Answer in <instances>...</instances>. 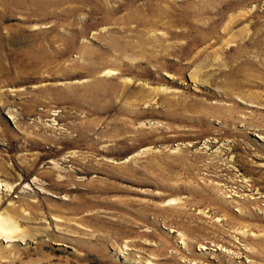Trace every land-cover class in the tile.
<instances>
[{"label": "rangeland", "instance_id": "obj_1", "mask_svg": "<svg viewBox=\"0 0 264 264\" xmlns=\"http://www.w3.org/2000/svg\"><path fill=\"white\" fill-rule=\"evenodd\" d=\"M0 53V264H264V0H0Z\"/></svg>", "mask_w": 264, "mask_h": 264}, {"label": "bare ground", "instance_id": "obj_2", "mask_svg": "<svg viewBox=\"0 0 264 264\" xmlns=\"http://www.w3.org/2000/svg\"><path fill=\"white\" fill-rule=\"evenodd\" d=\"M261 37V36H260ZM259 37V38H260ZM220 40L221 39H219V40H215L216 41V43H211L209 46H208V48H212L213 46H215V45H217L219 42H220ZM257 40V39H256ZM197 41V40H196ZM208 41V40H207ZM261 41V40H260ZM192 43V42H191ZM209 43V42H208ZM253 43H254V41H253ZM251 44V43H250ZM255 44V43H254ZM256 45L257 46H261V43L259 42V44L258 43H256ZM235 46V45H234ZM255 46V45H254ZM49 47H50V52L48 51V53L46 52V54H44V56H43V58H44V60L43 61H45V62H47V61H49L50 59H52L53 57H54V52H55V49L54 48H56V47H54V44H52V43H50V45H49ZM48 47V48H49ZM244 47V44L242 43L241 45H238V49H242ZM257 48V47H256ZM207 49V48H206ZM67 51V50H66ZM65 51V52H66ZM176 51V50H175ZM213 52V51H212ZM215 52V51H214ZM203 53H205L204 51H203ZM202 53V54H203ZM216 53V52H215ZM263 53V52H262ZM201 54V53H200ZM211 55V54H210ZM201 56V55H200ZM262 56V55H261ZM5 58H8V56H7V54H5V55H3V53L1 54L0 53V63H2L1 65H0V83L1 82H3V81H8L9 79H10V77L12 76V74H13V72H12V70L11 69H9L8 67L9 66H7L6 64H5V62H4V59ZM209 58V57H208ZM31 59V58H30ZM38 59V58H37ZM59 59V58H58ZM207 59V58H206ZM40 61H42V60H40ZM40 61H39V59L37 60V61H32L31 60V62L30 63H27V64H29V65H31L32 67H35V66H40ZM10 62H12V60H10ZM9 62V64H11ZM22 64L21 63H13L12 64V67H17V68H19L20 66H21ZM23 66V65H22ZM25 68H27V65H26V67ZM30 68V67H29ZM9 70H11V74H10V71ZM234 71V70H233ZM233 71H231V72H233ZM237 71V70H236ZM211 72V71H210ZM24 73V72H23ZM215 73V74H214ZM229 73V72H228ZM80 74V73H79ZM234 73H230V74H228V77H231L232 79H233V77L235 76V75H233ZM13 75H15V74H13ZM200 75V76H199ZM199 78L201 77H204L205 75H209L207 72H203L202 70H200L199 71ZM25 76V75H24ZM26 76H28V75H26ZM79 76H81V75H79ZM227 77V76H226ZM211 78H212V81H215L216 80V72H212L211 73ZM210 78V79H211ZM29 79V78H28ZM209 79V78H208ZM230 79V78H229ZM231 79V80H232ZM19 80V79H18ZM33 80V79H32ZM244 80V79H243ZM16 81V80H15ZM15 81H13V82H15ZM22 82H24V78L21 80ZM200 81V80H199ZM219 81V80H218ZM247 81V80H246ZM22 82H18V83H22ZM10 83V82H9ZM205 83V82H204ZM211 83V82H210ZM5 84V83H4ZM11 84V83H10ZM211 84H213V83H211ZM231 84L234 86V87H237L236 89H238V91L240 90V89H242L243 88V85H244V83L242 82V81H237L236 79H233L232 81H231ZM246 84V83H245ZM3 85V84H2ZM217 85V84H216ZM249 85V84H248ZM212 86H215V85H212ZM227 86H229V84L227 85ZM232 86V87H233ZM93 87H95V86H93ZM208 86H206V88H207ZM247 87V86H246ZM237 91V92H238ZM236 91L234 90V89H231V88H224L223 90H222V92H219L220 93V95L221 96H223V97H228L229 98V100H232L233 99V95H234V93H235ZM244 94V93H243ZM92 95V94H91ZM90 95V96H91ZM92 100V99H91ZM233 106V105H232ZM234 107V106H233ZM210 109H211V107H210ZM81 110V109H80ZM232 110H234V109H232ZM206 113H209L208 111L206 112ZM88 114L89 113H86V116H88ZM2 133V134H1ZM0 134L4 137V135H3V132H1ZM36 147V146H35ZM32 148H33V146H32ZM203 149H208V148H203ZM222 149L220 150V149H217L215 152L219 155V154H221L222 153ZM93 155V154H92ZM221 156V155H220ZM91 158V157H90ZM93 158V157H92ZM90 160H93V159H90ZM76 162V161H75ZM114 163V162H113ZM84 164V163H83ZM36 165V164H35ZM35 165H32V167L33 166H35ZM85 165H87L86 163H85ZM264 165V164H263ZM232 167V166H231ZM167 169V168H166ZM171 169V168H170ZM185 169V168H184ZM235 169V168H234ZM236 171H237V169H235ZM61 171H64L63 173H66V176H62V175H58V180H57V182H59V183H57L61 188H63V190H65L66 192L68 191V186L70 185H65L66 183H71V182H74L75 181V175L77 174V173H85V175H89L90 173L88 172V171H76V170H69L68 172L65 170V169H62V168H55L54 169V171H52V173H50L51 175L50 176H52V175H54L56 172H61ZM174 171V170H173ZM150 173V172H149ZM152 173V172H151ZM155 173V172H154ZM153 173V174H154ZM174 173V172H173ZM172 173V174H173ZM254 173H256V172H254ZM128 174V173H127ZM152 174V175H153ZM100 175V174H99ZM55 176V175H54ZM120 176V175H119ZM124 176V175H123ZM136 176H138V175H136ZM169 176V175H168ZM167 176V177H168ZM171 177H172V175H171ZM95 178H99V177H95ZM157 178V177H156ZM173 178V177H172ZM108 179V178H107ZM140 179V178H139ZM162 179V178H161ZM174 179V178H173ZM160 180V179H159ZM164 180H166V178L164 179ZM171 180V179H170ZM102 182L104 181L103 179L101 180ZM141 181V180H140ZM146 181V180H145ZM157 181V180H156ZM247 182H251V183H255V180H246ZM95 182H97V180H93V181H91V182H89L90 184H94ZM154 182V181H153ZM161 182H162V180H161ZM74 183H77V182H74ZM105 183V182H104ZM108 183V182H107ZM72 184V183H71ZM88 184V183H87ZM99 184V183H98ZM156 184H157V182H156ZM108 186V185H107ZM111 186H113V185H111ZM117 186V185H116ZM157 186V185H156ZM101 187H102V184H101ZM114 188H115V185L113 186ZM60 188V189H61ZM93 188V187H92ZM119 188V187H118ZM221 188V187H220ZM78 189V188H77ZM112 189V188H111ZM111 189H97V190H94V189H89V194H93V193H95V194H98V196H95V197H91V195L88 197V203L87 204H84V203H82V204H84L83 205V207H81V208H79L78 210H77V213L79 214V213H81L82 211H83V209H91V207H94L95 205H97L98 204V201H95L93 198H104L103 196L104 195H106V194H108L110 191H112ZM120 189V188H119ZM262 189L264 190V188H259V189H257V192L256 193H253L252 194V192H251V194L250 195H246V193H248L249 191H252V190H248V189H245V194H243L245 197H243V199L245 200L244 202H246L247 204H250V207L251 206H253L252 208L253 209H255V211L254 212H252V210H248L246 207H244L245 206V203H244V205H243V207L242 208H244L243 210H246V215H248V217H250V218H252V219H254L255 217H259L261 214H259L258 215V209L259 210H263L262 208H261V206H260V202H261V200L262 199H264V192H262ZM86 190V189H85ZM116 190V189H115ZM71 191V190H70ZM218 191V190H217ZM69 192V191H68ZM84 193V192H83ZM238 195H240V194H238ZM229 196V195H228ZM227 196V197H228ZM111 197V196H110ZM240 197H242V196H240ZM77 198V197H76ZM79 198H82V197H79ZM232 198V197H231ZM84 199V198H83ZM86 199V198H85ZM91 199V200H90ZM106 200H107V198H105ZM105 199H103V200H105ZM179 200H181V199H178V198H172V199H170L169 200V203L167 204V205H169V206H171V205H179V203H180V201ZM253 200V201H252ZM247 201H249V202H251L252 201V203H249V202H247ZM182 202V201H181ZM184 204V203H183ZM81 205V204H80ZM241 206H242V204H241ZM213 209H214V207H213ZM221 213H223V215L221 216V217H219L218 218V220L217 221H220V222H223V220L224 221H226V222H228L231 218H232V216H230V213H229V211L227 210V208H220V207H218L217 208ZM250 209V208H249ZM257 209V210H256ZM89 211V210H88ZM218 211V212H219ZM215 212V211H214ZM198 214H201V215H209V213L206 211V210H202V208H201V210L199 211V213ZM223 217V218H222ZM261 217V216H260ZM10 218V217H9ZM8 217L7 218H5V217H3V216H0V235H4V236H6L7 238H13V235L15 234V233H17L16 232V230L18 229V226L14 223V222H16V221H14L13 222V220H11V219H9ZM89 218H92V219H97V217H89ZM245 218V217H244ZM249 218V219H250ZM233 219V218H232ZM231 221H233V220H231ZM236 221H238V220H236ZM251 221H249V223H244V224H246L247 226H243V227H247V228H249L250 226L252 227V230L253 231H260V230H262L261 228V226H259V225H256V224H253V223H250ZM231 223V222H230ZM229 223V224H230ZM236 222H234V224H235ZM239 223V222H238ZM215 224H216V222H215ZM233 224V225H234ZM242 224V223H241ZM224 226V225H223ZM232 226V225H231ZM242 226H240V227H242ZM240 229H242V228H240ZM240 234H242L243 236H244V238L246 237V235L248 234V231H246V230H244V231H240ZM252 236H254V234H252ZM247 237H251V236H247ZM254 237H257V236H254ZM256 239V238H255ZM259 239V238H258ZM260 239H264V236L263 237H260ZM245 240H248V239H245ZM254 240V239H253ZM202 249H208V247L206 246V245H203L202 246ZM230 251V250H229ZM230 253H231V251H230ZM148 264H152V262L151 261H149L148 262Z\"/></svg>", "mask_w": 264, "mask_h": 264}]
</instances>
